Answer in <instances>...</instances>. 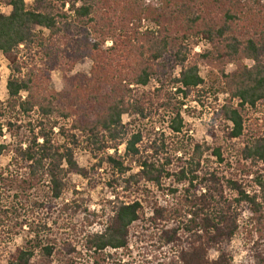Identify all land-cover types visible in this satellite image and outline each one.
Returning a JSON list of instances; mask_svg holds the SVG:
<instances>
[{
	"label": "trees",
	"instance_id": "1",
	"mask_svg": "<svg viewBox=\"0 0 264 264\" xmlns=\"http://www.w3.org/2000/svg\"><path fill=\"white\" fill-rule=\"evenodd\" d=\"M3 6L11 12H0V53L11 77L8 100H0V140L9 134L11 142L0 144V156L11 162L0 168V264H103L111 252L129 251L136 224L148 255L173 252L169 264H232L224 247L239 235L257 250L255 264H264V137L248 133L244 116L248 108L264 117V0H34L30 7L0 0ZM201 44L210 47L194 60ZM86 59L90 75L71 76ZM200 64L218 71L229 95L211 145L186 134L182 114L194 91L206 92ZM56 71L65 77L62 92L50 89ZM153 81L156 99L143 92ZM125 115L138 119L132 134ZM156 122H169L171 136L150 138ZM108 142L126 144V155L105 157ZM83 147L99 160L93 169L76 159ZM105 167L111 216L103 232L88 234L74 224L83 205L73 177L91 184ZM158 191L173 203L159 207ZM244 211L250 218L242 224ZM27 226L34 237L6 258L8 242ZM154 262L145 256L143 264Z\"/></svg>",
	"mask_w": 264,
	"mask_h": 264
},
{
	"label": "rangeland",
	"instance_id": "2",
	"mask_svg": "<svg viewBox=\"0 0 264 264\" xmlns=\"http://www.w3.org/2000/svg\"><path fill=\"white\" fill-rule=\"evenodd\" d=\"M147 5H152L153 3H158L161 0H143ZM27 5L30 7L33 5L34 0H26ZM70 6L67 5L66 10L68 11ZM0 12L4 14H9L11 8L7 6L0 7ZM111 46V43L107 44ZM210 46L207 44H201L199 47L194 50L193 58L197 59L198 55L203 54ZM197 55V56H196ZM196 56V57H195ZM247 67L252 68L255 63L251 60H246L244 63ZM93 68V63L91 60L86 59L81 61L70 74L75 76L76 74H86L90 75ZM200 74L205 81V85L200 89H206V92L201 94L200 91H194L188 98L186 106L182 110V114L185 120V132L188 136L192 137L197 143L209 145L214 144L216 141L213 137V134L220 136V123L221 120L215 122V118L219 115V112L222 106L225 104L229 95L224 92L223 82L220 78L218 71L214 70L212 67L204 64L199 66ZM236 66L234 64L229 65L226 68L228 74L234 72ZM181 68L179 67L175 71V76L180 77ZM11 77V64L8 59L0 53V100L6 102L8 100V91L7 84L9 78ZM65 77L61 71H56L51 74V84L50 89H53L57 92H62L64 90ZM158 88L157 82L153 81L143 92L146 93L148 98L156 99V91ZM212 89L219 90V93L214 94ZM25 96V95H24ZM182 98V97H181ZM263 114H254L252 111H249L248 108L244 112V116L247 122V131L252 136H258V138L264 137V117ZM137 117L131 115H125L123 118V123L127 127V130L132 134L135 128L137 127ZM149 121V119H148ZM156 128L153 133L151 128H149L146 133L148 135L152 134L150 138H159L161 133H167L168 136H171V131L169 129V122H156ZM154 134V135H153ZM149 137V136H148ZM11 142L9 134L0 140V144H9ZM108 149L106 150L105 157L108 155L119 157H124L126 155V144L116 145L112 142L107 143ZM103 156V155H102ZM104 157V156H103ZM76 159L82 168L93 169L94 166L99 162L92 157L89 150L79 148L77 150ZM11 162V155L6 153L3 156H0V168H7ZM133 173H137L139 170L134 165ZM94 179L90 184V179H84L79 176L73 177V183L77 187V190L80 192L77 198H80L81 205L83 209L78 213V217L74 224L85 225V231L90 233H101L105 230V226L108 225L109 219L111 216L109 201L114 200V195L111 193L110 188L108 187L110 180L112 179L111 170L106 169L99 170L98 173L93 176ZM252 179V178H250ZM97 181V185L93 184ZM170 185V183H168ZM168 186V185H167ZM121 192V189H120ZM34 193L29 194V198H32ZM173 195L169 192L158 191L155 194V202L158 206L163 208L168 206V204L173 203ZM134 199L130 198L127 202H132ZM85 201V203H84ZM29 210V209H28ZM106 210V211H104ZM30 212V211H29ZM146 219L152 216V213L149 210H146ZM92 215L98 216L97 218H91ZM250 218L249 211L243 212V221L242 224L248 222ZM95 220V221H94ZM76 222V223H75ZM89 222V223H88ZM134 236L132 237L129 251L119 254L111 252L112 259L109 258L107 262L103 264H125L129 260H133L131 264H143L146 258L153 264H159V262H166L169 264L171 259L174 260V254L170 249H163L159 251H153L152 255H148L147 250L144 247L145 240L141 237V229L136 224L133 229ZM34 237V234L31 231L29 226L25 227V231L17 236L13 241H9L6 250V258L10 253H14L16 249L22 247L27 241L31 240ZM81 243V242H79ZM224 250L232 257V264H255L256 262V252L253 244L247 245L242 236H237L230 244L224 247ZM67 253V251H66ZM211 259H217L219 253L212 251L210 253ZM122 258V259H121ZM169 258V259H167ZM120 260L122 262H120ZM87 264V263H83Z\"/></svg>",
	"mask_w": 264,
	"mask_h": 264
}]
</instances>
